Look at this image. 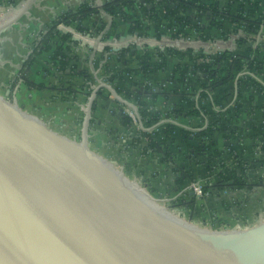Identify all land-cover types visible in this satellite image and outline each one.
<instances>
[{"label": "crops", "instance_id": "1", "mask_svg": "<svg viewBox=\"0 0 264 264\" xmlns=\"http://www.w3.org/2000/svg\"><path fill=\"white\" fill-rule=\"evenodd\" d=\"M83 1L100 7L108 0H17L0 19V22L6 19L11 20L0 27V98L12 104L13 100H16L20 106L19 115L24 120L39 126L49 136L65 140L68 144L75 146L83 137L84 120L94 89L101 85L99 90L107 89L110 92V88L104 83L114 85L107 80V74L125 67L123 59L117 55V52L132 42H135V49L139 53H142L146 47L154 48L159 43L177 42V46L182 50H186L189 46L198 49L205 47V44L188 42L181 36L182 34L175 37L171 30L159 32L154 26L148 29L141 27L131 32L128 20L113 17L112 14L102 10L95 13L90 21H85L91 25L88 31L80 30L74 21L62 27L63 31L71 33V44L78 56L77 72L85 69L88 71L87 75L70 72L56 73L49 63V51L45 49L38 50L36 53L33 51L35 40L41 38L40 32L45 31L58 15L67 10H76ZM259 1L264 7V0ZM136 5H139L138 11L144 12L148 8L144 0H138ZM122 7L121 9L128 12H137L132 10L133 6ZM101 19L106 21L104 27L97 29L95 24L92 25L93 22ZM99 23L102 24V22ZM211 32L219 49L237 48L234 38L224 39L220 32L216 30ZM258 39L250 40L248 44H256ZM200 40L202 43L209 42L212 48L210 41ZM261 40H264V37H261ZM212 49L215 51L214 48ZM239 51L247 52V49L241 47ZM180 58V55L168 58L167 67L153 72L150 80L166 83L172 75L174 65L182 62ZM133 64L136 65V62ZM108 69L111 70L110 73ZM138 75L135 72L123 71L121 78L114 79L115 85L123 90L127 89L131 85V78ZM61 80H64L65 84ZM69 80L74 82L71 86L75 88L74 90L69 88ZM110 97L105 93V96L100 98L96 95L93 100L87 128L91 155L96 154L109 161L113 158L114 168L123 173L127 183L142 188V193H138L142 198L155 201L159 198L170 200L180 192L176 189L172 164L162 159L160 151H151L148 155H143L139 144L132 145V137L142 127L134 128L127 124L124 114L117 108H113ZM178 98V95L173 94L171 99H148L156 110L162 112L159 123L173 121L177 124V130L174 132L176 142L172 145L173 148L184 145L180 140L181 126L202 128L208 123L204 114L179 116L175 119L168 113V101ZM123 101L119 104L122 108L128 104L133 105L125 98ZM184 104L186 108L194 107L192 102ZM252 107L255 110L253 119L260 124L264 122V95L257 90H248L244 96L243 109L240 116H237L238 123L241 125L250 123L249 110L251 111ZM252 132V129L251 131L241 130L245 144L252 142L250 135ZM119 136L122 137V147L116 144ZM215 138L217 146L224 147L227 139L223 132L216 131ZM259 139L263 140L264 134L260 135ZM235 148L242 149L239 144H236ZM115 149L117 151L113 152ZM254 149L258 156L263 157L264 149L262 151L259 147ZM178 155L177 162H180L184 156L180 151ZM191 168L195 177L208 173L202 163L194 162ZM252 173L264 175V163L262 162L257 167V171L254 170ZM191 191H193L192 188ZM164 192L167 193L166 197ZM198 198L199 204L194 214L181 208L184 213L190 214L186 221L194 228L188 229V232L195 240L222 252L264 260V184H258L244 191L229 190L218 193L214 190ZM193 220H201L202 224ZM171 223L177 227L180 226L177 219L172 220Z\"/></svg>", "mask_w": 264, "mask_h": 264}, {"label": "trees", "instance_id": "2", "mask_svg": "<svg viewBox=\"0 0 264 264\" xmlns=\"http://www.w3.org/2000/svg\"><path fill=\"white\" fill-rule=\"evenodd\" d=\"M10 1L15 4L17 0ZM144 2L148 4V8L143 12L138 11V0H108L100 7L83 1L76 11L62 12L45 31L40 32L41 38L36 39L37 42L35 40L33 51H49V63L56 73L87 75L88 71L85 69L77 72L78 56L71 44V33L63 31L62 27L74 21L80 30L88 31L91 25L85 21H90L95 13L102 10L113 17L128 20L131 32L141 27L148 29L154 26L159 32L175 29L172 31L175 37L179 34L185 37L193 35L194 38L210 41L215 49L214 54L205 52L203 48L196 50L192 46L182 50L175 42L159 43L156 47H146L139 53L135 49V42H132L117 52L125 67L112 73L108 69L110 74H107V80L112 82L118 92L126 93L136 101L140 115L148 126L159 122L162 117V112L156 110L148 99H171L173 94L179 98L168 101V113L175 119L191 114H204L207 117L208 123L205 127L181 126L180 140L184 145L176 148L172 145L176 142L174 132L178 126L173 121L158 123L153 129L140 128L132 137V145L139 144L143 155L160 151L162 159L172 164L176 189L180 192L170 198L171 206L195 213L199 198L191 192L189 186L194 180L201 183L203 193L214 190L218 193L229 190L244 191L258 184L263 185L264 175L254 174L252 171H257V167L264 163V155L260 157L262 155L258 156L254 151L257 147L260 151L264 149V139H259L264 134V122L260 124L253 119V107L249 110L250 123L241 125L237 116H240L243 109L246 91L257 90L264 95V40H261L264 37V7L259 0ZM122 6H133L132 10L137 12H128ZM93 24L100 29L105 26L106 21L101 19ZM212 30L220 32L224 39L234 38L237 48L219 49ZM253 39H258L256 44H248ZM241 47H246L247 52L239 51ZM179 55L182 62L174 65L172 75L166 83L150 80L153 72L167 67L168 58ZM135 62L136 65L133 64ZM123 71L139 74L131 78V85L124 90L116 86L114 81L123 76ZM61 81L65 84L64 80ZM69 83V88L74 90L71 87L74 82L69 80ZM102 96H105V89L98 91V97ZM186 102L194 103V107L186 108ZM124 120L127 124L131 122L127 113L124 114ZM246 129L253 130L250 134L252 142L248 144L244 143L241 133V130ZM216 131H222L227 139L222 148L217 146ZM236 144L242 149L237 150ZM179 151L184 158L177 162ZM194 162L205 165L208 173L195 177L191 168Z\"/></svg>", "mask_w": 264, "mask_h": 264}, {"label": "water", "instance_id": "3", "mask_svg": "<svg viewBox=\"0 0 264 264\" xmlns=\"http://www.w3.org/2000/svg\"><path fill=\"white\" fill-rule=\"evenodd\" d=\"M100 87L76 146L24 120L16 100L0 98V264H264L195 240L189 222L91 155L87 128Z\"/></svg>", "mask_w": 264, "mask_h": 264}, {"label": "rangeland", "instance_id": "4", "mask_svg": "<svg viewBox=\"0 0 264 264\" xmlns=\"http://www.w3.org/2000/svg\"><path fill=\"white\" fill-rule=\"evenodd\" d=\"M175 29H172L171 31H174ZM182 37H184V39H186L188 42H196V43H198V44H205L204 46V51L205 52H210V53H212V54H214L215 53V51H212L213 49L210 47V43L209 42H206V43H202V41L200 40L201 38H194V36L192 35V36H190L191 37V39H189V38H185V36L184 35H181ZM195 40V41H194ZM197 40V41H196ZM254 41V40H253ZM175 43H177V42H175ZM189 45H190V43H189ZM187 49V48H186ZM195 49H198V48H195ZM114 87V86H113ZM105 93L111 98L110 100L112 101V103H113V108H117L122 114H125V113H129V111L128 110H131V109H134L136 112H137V114L139 115V116H141L140 115V110H139V105L136 103V101L134 100V99H132V98H130V97H128L127 95H126V93H120V92H118V94L124 99H126V100H128V101H130V102H132L136 107H137V109H135L134 107H132L131 105L129 106V104L127 105V106H125V107H120L119 106V104H120V101H122V102H124L123 100H121V99H119L112 91H108L107 89H105ZM97 96H98V93H97ZM119 102V103H118ZM119 112V113H120ZM129 115V114H128ZM141 119H142V117H141ZM142 122V123H141ZM139 121L138 123H133L132 121L130 122V126L131 127H134V128H140V127H142V128H146V129H150V128H153L156 124H158L159 122H156V123H154L153 125H151V126H148L147 125V122L145 121V120H143L142 119V121ZM121 139H122V137L121 136H119V138L117 139V146H120V147H122L123 146V144L121 143ZM80 141H81V139H79L78 140V142L80 143ZM78 143V144H79ZM119 147V148H120ZM115 151H117V149H115V150H113V152H115ZM111 163H113L114 164V161H113V158H111V161H110ZM246 190H248V189H246ZM164 193H166V192H164ZM158 194H160L159 192H158ZM171 194H173L172 193V191H171ZM196 194V193H195ZM245 194V193H244ZM166 195H167V193L164 195L165 197H166ZM158 196V195H157ZM198 197V196H197ZM199 197H201V196H199ZM245 196L243 195V198H244ZM159 198V197H158ZM158 202H159V204H162V205H164V206H166V211H173V212H171V215H178V216H182L183 218H185V220H186V218L188 217V216H190V214H189V212H183L182 211V209L180 208V207H176V206H171L170 205V200L169 199H167V198H159V200H158ZM193 221H195V220H193ZM195 222H197V223H200V224H202V222H201V220H196Z\"/></svg>", "mask_w": 264, "mask_h": 264}, {"label": "built area", "instance_id": "5", "mask_svg": "<svg viewBox=\"0 0 264 264\" xmlns=\"http://www.w3.org/2000/svg\"><path fill=\"white\" fill-rule=\"evenodd\" d=\"M13 6V3L10 0H0V18L6 14L9 11V8ZM191 39V37H186ZM129 111V116L130 119L133 123H138L139 121L141 122V116H139L137 114V112L134 109L128 110ZM142 123V122H141ZM153 129V128H150ZM190 187L192 188L193 192L196 193V195L199 196H203L205 193H203V188L201 183L198 180H194L192 182H190Z\"/></svg>", "mask_w": 264, "mask_h": 264}, {"label": "bare ground", "instance_id": "6", "mask_svg": "<svg viewBox=\"0 0 264 264\" xmlns=\"http://www.w3.org/2000/svg\"><path fill=\"white\" fill-rule=\"evenodd\" d=\"M2 17H3V16H2ZM2 17H1V18H2ZM1 18H0V19H1Z\"/></svg>", "mask_w": 264, "mask_h": 264}]
</instances>
